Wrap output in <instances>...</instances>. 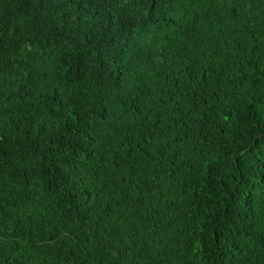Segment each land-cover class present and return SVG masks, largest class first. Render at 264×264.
<instances>
[{
	"label": "trees",
	"instance_id": "16d2710c",
	"mask_svg": "<svg viewBox=\"0 0 264 264\" xmlns=\"http://www.w3.org/2000/svg\"><path fill=\"white\" fill-rule=\"evenodd\" d=\"M0 264H264V0H0Z\"/></svg>",
	"mask_w": 264,
	"mask_h": 264
}]
</instances>
